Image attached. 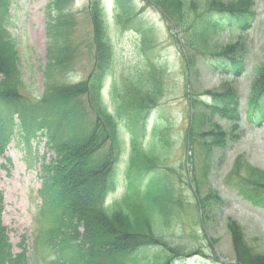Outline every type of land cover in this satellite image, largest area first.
<instances>
[{
    "label": "rangeland",
    "instance_id": "obj_1",
    "mask_svg": "<svg viewBox=\"0 0 264 264\" xmlns=\"http://www.w3.org/2000/svg\"><path fill=\"white\" fill-rule=\"evenodd\" d=\"M98 1L103 6L100 27L106 30L111 58L102 100L110 108L108 97L114 91L118 101L125 100L128 110L146 107L147 112L143 110L144 117L140 120L143 127L137 128L139 143L146 145L155 130L154 142L165 146L158 171L167 175L176 203L168 226L161 233L162 240L169 251L192 253L172 264L235 263L227 227L231 221L241 226L249 248L264 255V208L251 204L238 190H254L253 179L257 176L249 173L247 166L264 172V121L256 126L245 116L251 82L260 65H264V0H244L255 18L247 31L224 30L212 38V46L216 45L213 51L225 48L227 42L237 44L239 49L245 46V64L238 76L214 71L211 63L190 42V45L185 42L189 36L186 31L191 32L195 27L194 15L199 13L198 9L192 11L189 19L180 14V4L176 1L167 10L151 0H121L124 9L118 7V0ZM207 1L192 0L190 9L194 10L197 4L205 6ZM236 1L220 0V3L232 5ZM92 2L11 1L12 7L4 20H8L16 39L23 82L20 92L28 103L34 104L42 95L43 68L48 58H55L63 51H66L62 56L66 66L63 71L55 72L52 82L88 83L97 42L96 15L90 11ZM60 6L65 11L58 15ZM50 29L62 32V40L51 42L47 36ZM182 38L185 41L181 42ZM229 85L240 95L236 120L210 113V108L204 106L213 94L225 92ZM190 125L193 132L188 136ZM120 126L124 133L118 143L117 169L107 180V202L120 200L124 191L122 172L129 157L130 135L123 124ZM221 133L223 142L217 145ZM209 136L214 137L211 143ZM45 142V136L36 132L29 143V161L23 159L27 150L16 134L0 148L2 223L11 247L9 264L80 263L57 257L51 251L63 245H82L85 227L83 223H75L63 232L48 210V203L42 204L50 193L49 187L43 185L42 164L55 159V151ZM106 144L105 150H109V141ZM232 170L239 176L232 174ZM211 193L220 201H206L204 198ZM39 230L52 234L48 254H42V247L36 245Z\"/></svg>",
    "mask_w": 264,
    "mask_h": 264
},
{
    "label": "trees",
    "instance_id": "obj_2",
    "mask_svg": "<svg viewBox=\"0 0 264 264\" xmlns=\"http://www.w3.org/2000/svg\"><path fill=\"white\" fill-rule=\"evenodd\" d=\"M11 1L0 0V148L16 134L19 141H24L27 150L23 159L29 161L27 154L31 152V138L36 132L45 136L46 146L55 151V159L45 160L42 164L43 185L50 189L42 204L48 203V210L60 223L63 232L75 223H83L85 227L82 245H63L51 250L52 253L76 260L79 264H172L190 257L192 253L169 251L162 240L161 233L168 226L176 199L167 175L158 171L165 146L153 142L152 138L144 146L139 143L137 128L143 127L144 122L140 120L146 107L141 106V110L136 105L138 110H128L125 100L118 101L114 91L110 94L112 110L108 111L101 101V88L111 62L106 30L100 27L103 23L101 3L93 0L90 6V11L96 15L94 36L97 42L94 45V69L87 77L88 83L52 82L55 72L63 71L66 66L62 59L66 51H63L55 58H48L43 68L42 95L30 104L20 92L23 82L17 43L7 25L8 20H4L12 7ZM151 1L166 10L173 5L171 3L178 2L180 14L189 19L192 11L198 9L199 13L194 15L197 21L193 18L195 27L191 32L186 31L189 36L186 41L182 38L181 42H190L211 63L214 71L231 76L241 74L245 64V46L239 49L237 44L227 42V47L213 51L216 45L212 46V38L225 29L232 33L247 31L255 19L247 1L237 0L232 5H222L220 0H209L205 6L196 3L194 10L190 9L192 0ZM116 2L121 9L126 7L121 0ZM64 11L60 6L57 14ZM176 31L181 35V31ZM47 36L51 42L62 40V32L56 33L51 29ZM257 72L251 82L245 110L247 121L256 126L264 121V65H260ZM212 96V100L204 104L210 108V113L231 120L239 119L240 95L234 88L229 85L225 92ZM121 124L130 135L129 157L122 172L124 191L120 200L105 204L107 180L117 169L115 163L119 158L117 143L121 139ZM187 130L188 136L191 135V125ZM153 131L152 137H155L156 131ZM217 137L221 140L215 144L219 145L223 142L222 133ZM208 140L211 143L214 137L209 136ZM108 141L110 148L105 150ZM247 171L257 176L253 179L254 190L238 189L239 193L254 206L264 208V172L249 166ZM232 174L239 176L235 170ZM3 197L0 192V264H9L11 247L1 215ZM204 199L220 201L213 193ZM227 227L232 237L235 263L226 264H264V255L254 253L245 242L241 226L231 221ZM51 235L50 231H38L35 241L39 248L44 249L45 253L40 248L42 254H48L46 251L52 247L48 245Z\"/></svg>",
    "mask_w": 264,
    "mask_h": 264
}]
</instances>
